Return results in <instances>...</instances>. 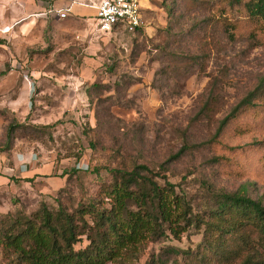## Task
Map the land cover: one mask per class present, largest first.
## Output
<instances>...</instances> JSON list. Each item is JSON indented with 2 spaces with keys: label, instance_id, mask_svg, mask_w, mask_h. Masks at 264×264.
<instances>
[{
  "label": "rangeland",
  "instance_id": "1",
  "mask_svg": "<svg viewBox=\"0 0 264 264\" xmlns=\"http://www.w3.org/2000/svg\"><path fill=\"white\" fill-rule=\"evenodd\" d=\"M205 4L141 0L133 33L94 21L88 37L68 23L0 35V175L40 171L0 188V227L44 206L73 210L110 182L108 168L135 163L165 175L194 213L209 207L208 190L264 205V146L251 144L264 139V100L211 140L264 82V38L244 22L229 37L218 6ZM201 232L151 241L133 264H186L181 252L196 250Z\"/></svg>",
  "mask_w": 264,
  "mask_h": 264
},
{
  "label": "trees",
  "instance_id": "2",
  "mask_svg": "<svg viewBox=\"0 0 264 264\" xmlns=\"http://www.w3.org/2000/svg\"><path fill=\"white\" fill-rule=\"evenodd\" d=\"M197 1L218 6L222 15L219 19L229 37H233L237 23L244 22L252 28L254 38L256 30L264 38V0ZM262 100L264 82L219 121L211 140H216L222 129L244 111H258ZM207 109L204 104L202 112ZM13 132L10 124L6 146ZM251 144L264 146V139H254ZM261 160L264 163V155ZM108 173L110 182L73 210L44 206L2 225L0 256L4 264H133L149 242L168 235L179 239L191 228L202 231V239L196 250L181 252L186 264H264L261 201L240 191L208 190L209 207L194 213L186 195L177 192L174 183L144 164L108 168ZM157 177L162 179L161 184ZM254 232L256 238L252 239ZM82 238L87 243L76 248Z\"/></svg>",
  "mask_w": 264,
  "mask_h": 264
},
{
  "label": "crops",
  "instance_id": "3",
  "mask_svg": "<svg viewBox=\"0 0 264 264\" xmlns=\"http://www.w3.org/2000/svg\"><path fill=\"white\" fill-rule=\"evenodd\" d=\"M99 2L100 0H0V35L5 36L8 32L25 34L41 31L47 26L50 33H61V26L68 23L72 28H77L82 36L88 37L92 31L91 27L97 24L94 25V21L96 22ZM58 10H63L66 16L59 17ZM6 27L9 30L4 32ZM27 167L25 173L14 168V173L0 175V188L11 189L16 179H21L23 183L34 177L38 179L39 168H33V165Z\"/></svg>",
  "mask_w": 264,
  "mask_h": 264
},
{
  "label": "built area",
  "instance_id": "4",
  "mask_svg": "<svg viewBox=\"0 0 264 264\" xmlns=\"http://www.w3.org/2000/svg\"><path fill=\"white\" fill-rule=\"evenodd\" d=\"M61 18L66 16L63 10H58ZM96 23L102 31L121 28L133 33L142 27L141 0H100L96 10ZM8 27L3 31L7 32Z\"/></svg>",
  "mask_w": 264,
  "mask_h": 264
}]
</instances>
